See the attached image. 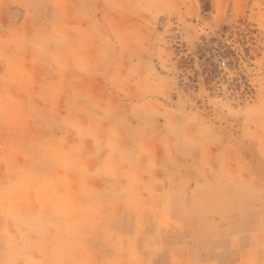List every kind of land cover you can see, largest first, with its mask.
Returning a JSON list of instances; mask_svg holds the SVG:
<instances>
[{
  "label": "rangeland",
  "instance_id": "rangeland-1",
  "mask_svg": "<svg viewBox=\"0 0 264 264\" xmlns=\"http://www.w3.org/2000/svg\"><path fill=\"white\" fill-rule=\"evenodd\" d=\"M238 254L264 264V0H0V264Z\"/></svg>",
  "mask_w": 264,
  "mask_h": 264
},
{
  "label": "crops",
  "instance_id": "crops-1",
  "mask_svg": "<svg viewBox=\"0 0 264 264\" xmlns=\"http://www.w3.org/2000/svg\"><path fill=\"white\" fill-rule=\"evenodd\" d=\"M171 253L174 254L175 253L174 250H172ZM237 257H239V259L236 264H243V255L240 257L238 254ZM207 264H216V263L214 261H211L210 263H207Z\"/></svg>",
  "mask_w": 264,
  "mask_h": 264
},
{
  "label": "built area",
  "instance_id": "built-area-1",
  "mask_svg": "<svg viewBox=\"0 0 264 264\" xmlns=\"http://www.w3.org/2000/svg\"><path fill=\"white\" fill-rule=\"evenodd\" d=\"M223 65L225 66L226 64H225V63H223Z\"/></svg>",
  "mask_w": 264,
  "mask_h": 264
},
{
  "label": "bare ground",
  "instance_id": "bare-ground-1",
  "mask_svg": "<svg viewBox=\"0 0 264 264\" xmlns=\"http://www.w3.org/2000/svg\"><path fill=\"white\" fill-rule=\"evenodd\" d=\"M210 8V7H209Z\"/></svg>",
  "mask_w": 264,
  "mask_h": 264
}]
</instances>
